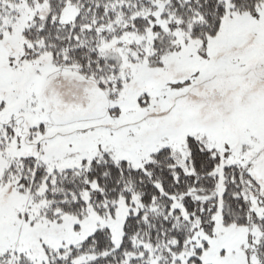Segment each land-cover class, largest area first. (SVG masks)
<instances>
[{"label": "rangeland", "instance_id": "374dc122", "mask_svg": "<svg viewBox=\"0 0 264 264\" xmlns=\"http://www.w3.org/2000/svg\"><path fill=\"white\" fill-rule=\"evenodd\" d=\"M223 1L221 27L205 36H193L192 23L184 25L161 0L130 15L118 9L114 20L96 26L98 49L109 64L98 76L83 74L76 64H54L47 51L25 57L34 48L24 30L37 17L47 18L51 0L1 2L0 264H49L55 251L83 242L99 227L111 229L118 247L127 216L142 206L132 193L130 202L119 198L114 215L89 206L80 217L50 220L43 203H33L16 181L4 182L13 162L33 156L49 171H61L109 154L142 168L168 147L176 165L187 168L190 137L220 153L215 182L192 190L195 198L217 201L204 219L189 218L176 199L172 208L191 221L190 234L179 251L147 259L188 264L201 248L204 264H264V182L247 169L264 157V80H247L254 77L251 69L264 76L257 69L264 66V1L241 11ZM78 13L77 4H67L54 21L74 24ZM139 18L145 25L135 28ZM240 166L250 177L237 174ZM82 195L89 202V193ZM236 199L249 203L245 212L233 207Z\"/></svg>", "mask_w": 264, "mask_h": 264}, {"label": "trees", "instance_id": "16d2710c", "mask_svg": "<svg viewBox=\"0 0 264 264\" xmlns=\"http://www.w3.org/2000/svg\"><path fill=\"white\" fill-rule=\"evenodd\" d=\"M3 1L0 0V4ZM117 1L51 0L47 18L37 17L35 23L24 30V37L34 48H27L25 57L33 59L47 51L54 64H76L85 75L105 74L109 64L98 49L96 26L114 20L118 12L130 15L150 3V0H123L126 5ZM161 1L166 2L167 12H177L184 25L192 23L193 36L217 33L227 12L223 0ZM262 1L231 0V5L233 10L241 11L253 9ZM67 4H77L79 13L75 23L54 21V16L63 12ZM142 21L145 20L135 19V28L145 25ZM188 144L187 168L176 165L171 149L164 147L142 168H135L126 160L114 161L109 154H103L82 167L49 171L42 161L25 156L13 162L3 178L4 182L16 181L18 190L29 193L33 203H43L50 220L64 214L80 217L89 206L99 214L114 215L120 197L130 202L132 193L139 194L142 206L137 213L127 216L118 247L113 242L111 229L99 227L83 242L55 251L49 264H151L147 258L168 249L179 251L190 234L191 221L185 218L181 208H172L176 199L190 211L189 218L204 219L211 217L205 216L207 208L217 201V198L209 202L195 198L192 190L207 189L208 184L215 182L217 176L212 173L220 164V153L195 137H190ZM238 169L237 174L249 176L243 166ZM85 191L89 193V202L83 198ZM198 193L206 194L204 191ZM236 201L233 203L236 210L245 212L248 209L249 203ZM196 252L188 264H204L199 257L201 248ZM89 255V259L84 258Z\"/></svg>", "mask_w": 264, "mask_h": 264}, {"label": "flooded vegetation", "instance_id": "af4514ba", "mask_svg": "<svg viewBox=\"0 0 264 264\" xmlns=\"http://www.w3.org/2000/svg\"><path fill=\"white\" fill-rule=\"evenodd\" d=\"M262 51V55L264 54V50L263 49H260ZM258 70L260 69H263L264 70V66H260L257 68ZM252 71H254V77H252V75L250 74L248 77H247V80L249 81H253V80H256V79H259V80H264V76H259L257 74V72L255 70H249V73H251ZM248 73V74H249ZM248 170H250L251 172H254L263 182H264V157L256 160V161H252L250 166L247 168Z\"/></svg>", "mask_w": 264, "mask_h": 264}]
</instances>
